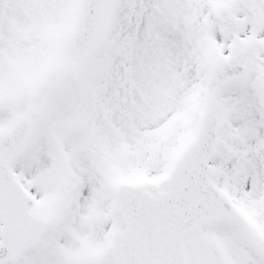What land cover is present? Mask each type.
Segmentation results:
<instances>
[{
	"label": "snow or ice",
	"instance_id": "obj_1",
	"mask_svg": "<svg viewBox=\"0 0 264 264\" xmlns=\"http://www.w3.org/2000/svg\"><path fill=\"white\" fill-rule=\"evenodd\" d=\"M0 264H264V0H0Z\"/></svg>",
	"mask_w": 264,
	"mask_h": 264
}]
</instances>
